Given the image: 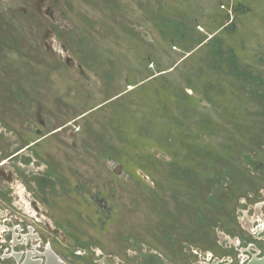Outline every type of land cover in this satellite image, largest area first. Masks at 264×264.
Segmentation results:
<instances>
[{"label":"rangeland","instance_id":"obj_1","mask_svg":"<svg viewBox=\"0 0 264 264\" xmlns=\"http://www.w3.org/2000/svg\"><path fill=\"white\" fill-rule=\"evenodd\" d=\"M1 157L69 264L264 223V0H0Z\"/></svg>","mask_w":264,"mask_h":264},{"label":"flooded vegetation","instance_id":"obj_2","mask_svg":"<svg viewBox=\"0 0 264 264\" xmlns=\"http://www.w3.org/2000/svg\"><path fill=\"white\" fill-rule=\"evenodd\" d=\"M40 140L36 139L24 145L11 158L18 157L20 153L36 145ZM6 162H8L7 159L0 158V259L4 260L0 264H5L6 258L12 257L15 261L13 264H69L52 249L50 236L38 232L33 223L40 217L49 219L51 214L50 209L40 207V201L29 190L37 187V185L34 186L33 181V178H36V172L26 171L27 174H23L24 185L15 186L11 180L15 178L14 174L19 175L20 171L17 170L22 169L23 166L19 164L16 171L6 170L4 166ZM20 187L23 195L19 192ZM47 189L48 193H51L50 185L45 187V191ZM33 192L36 194V191L33 190ZM258 193H255L253 197L257 198L260 195ZM26 195L31 198L28 199ZM49 200L48 203L51 205ZM45 201L47 204L46 197ZM4 203H7L9 207L4 206ZM27 203L30 204L32 210H27ZM205 217L209 218V214ZM262 219L258 216L253 221L251 220L252 228L201 229L198 227L191 229L199 224L195 218L192 220L193 223L188 222L190 228L162 229L158 235L161 237L158 239V244L145 240L143 243L145 247H141L140 260L136 262L137 264L264 263V223H261ZM49 224L51 226L50 222H46V226ZM40 247H43L44 251L39 250ZM95 263L113 264L103 260H95Z\"/></svg>","mask_w":264,"mask_h":264},{"label":"bare ground","instance_id":"obj_3","mask_svg":"<svg viewBox=\"0 0 264 264\" xmlns=\"http://www.w3.org/2000/svg\"><path fill=\"white\" fill-rule=\"evenodd\" d=\"M51 254V253H50ZM30 255V254H29ZM52 255V254H51ZM31 256V255H30ZM55 258V257H54Z\"/></svg>","mask_w":264,"mask_h":264},{"label":"water","instance_id":"obj_4","mask_svg":"<svg viewBox=\"0 0 264 264\" xmlns=\"http://www.w3.org/2000/svg\"><path fill=\"white\" fill-rule=\"evenodd\" d=\"M260 264H264V263H260Z\"/></svg>","mask_w":264,"mask_h":264}]
</instances>
